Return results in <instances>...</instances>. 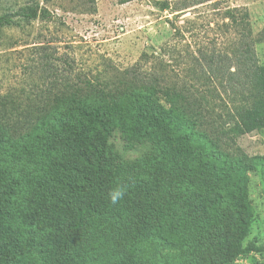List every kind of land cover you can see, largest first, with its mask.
<instances>
[{
  "label": "trees",
  "instance_id": "16d2710c",
  "mask_svg": "<svg viewBox=\"0 0 264 264\" xmlns=\"http://www.w3.org/2000/svg\"><path fill=\"white\" fill-rule=\"evenodd\" d=\"M45 12L26 7L20 16L30 23ZM226 17L246 28L247 13ZM10 24L0 16V29ZM252 42L241 35L232 67L218 58L235 68L227 84L240 99L225 136L264 129V66ZM127 76L104 84L80 73L36 120L10 122L0 109V264H233L264 254V245L245 243L254 222L249 174L264 170V156L221 149L206 97L141 66ZM145 242L155 247L149 255Z\"/></svg>",
  "mask_w": 264,
  "mask_h": 264
},
{
  "label": "rangeland",
  "instance_id": "374dc122",
  "mask_svg": "<svg viewBox=\"0 0 264 264\" xmlns=\"http://www.w3.org/2000/svg\"><path fill=\"white\" fill-rule=\"evenodd\" d=\"M26 7L46 12L28 23L20 16ZM228 11L236 19L247 13L244 30L226 17ZM3 15H11L12 24L0 29V109L7 106L10 122L36 120V112L55 106L56 96L67 83H78L80 73L106 84L129 80L127 73L141 66L162 76L163 85L206 97L208 131L222 140V150L264 156V129L238 138L223 134L230 128L226 114L240 99L227 84L235 68L229 72L218 60L228 56L234 64L241 35H247L264 66V43H255L264 29V0H0ZM249 176L254 222L245 243L264 245V170ZM154 248L144 243V253ZM233 264H264V254Z\"/></svg>",
  "mask_w": 264,
  "mask_h": 264
},
{
  "label": "clouds",
  "instance_id": "9594fccd",
  "mask_svg": "<svg viewBox=\"0 0 264 264\" xmlns=\"http://www.w3.org/2000/svg\"><path fill=\"white\" fill-rule=\"evenodd\" d=\"M125 189L121 186V187H118L116 189H114L111 193H110V202L113 204V205H116L118 204L122 199L123 197L125 196Z\"/></svg>",
  "mask_w": 264,
  "mask_h": 264
}]
</instances>
